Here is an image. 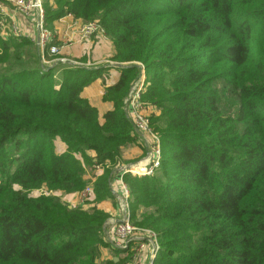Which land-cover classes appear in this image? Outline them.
<instances>
[{
	"label": "trees",
	"instance_id": "16d2710c",
	"mask_svg": "<svg viewBox=\"0 0 264 264\" xmlns=\"http://www.w3.org/2000/svg\"><path fill=\"white\" fill-rule=\"evenodd\" d=\"M43 1L48 29L67 15L97 19L111 59L145 68L140 99L160 110L151 124L163 172L123 178L133 222L159 238L152 264H264V0ZM32 45L0 37V264H95L107 215L28 191L83 190L77 154L115 162L134 139L122 102L140 70L105 88L113 106L99 115L83 96L97 70L65 69L55 85L51 69L34 67L39 56L23 61ZM109 174L96 179V199Z\"/></svg>",
	"mask_w": 264,
	"mask_h": 264
},
{
	"label": "rangeland",
	"instance_id": "374dc122",
	"mask_svg": "<svg viewBox=\"0 0 264 264\" xmlns=\"http://www.w3.org/2000/svg\"><path fill=\"white\" fill-rule=\"evenodd\" d=\"M51 2V1H50ZM43 9L45 8V5L47 4L46 2H44L43 0H41ZM70 16L73 20L72 25H74L76 27V29L78 30V40L79 41H83L80 39V35H81V28L84 24H86L87 22H82L78 19H74L71 15H67ZM65 17V16H64ZM96 21L98 22V20L96 19ZM90 22V21H89ZM99 23V22H98ZM101 26V25H100ZM102 27V26H101ZM103 28V27H102ZM54 33V39H53V43L58 46L56 44L55 38H56V33L52 30L49 29ZM104 30V29H103ZM96 36H101V38H106L107 41L110 42L109 37H107L105 35V31L101 34H93L91 35L87 41H92L93 39H95ZM32 41V40H31ZM72 40H67V44H70ZM33 46L35 44L36 48L38 49L36 43L34 41H32ZM111 44V42H110ZM112 46V44H111ZM59 51H60V46H58ZM39 50V49H38ZM52 56V57H46L45 59H48L46 61V63H44V66L41 68H38L37 66L35 68L40 69L41 71L46 72L47 70L51 69L52 70V80L54 82L55 85H59L62 81L63 78V70L65 69H82V70H86V71H96L100 74L98 77H96V79L94 81H92L90 83L88 87V93L90 94V99L88 100L90 103H92V105H94L97 108L98 114L101 115L102 113H104L105 111H107V109L109 110L110 107L113 106V103L110 101H105L104 99V95H105V88L108 86L107 84L105 85V78H108L109 82L112 80V76L113 74H115L116 77V81L120 75V73L123 70L128 69L129 67L132 66H140L143 68V70H145L144 66L142 63H140L139 61H134V62H119L116 60H112L111 59V55L113 53V47H112V51L111 54L109 56V54L107 55L106 59L103 61H100L97 64H92V62L87 61L86 60H78L75 58H68V57H64V55L61 54V52ZM109 57V58H108ZM30 62V61H29ZM14 70L18 69V68H13ZM56 69H59L60 72L57 73ZM0 70H4V66H0ZM146 74L143 73L141 76V81L139 84L137 85H142V91L145 89V86L147 85L146 83ZM137 79V77L135 79H133V81L130 84V87L127 90V93L125 94L124 98H123V102H122V110L125 114L126 117H128L127 115V98H128V93L131 89V87L135 84L134 81ZM97 81H101V83L97 84ZM115 81V82H116ZM114 82V83H115ZM113 84V83H111ZM100 85V86H99ZM110 85V84H109ZM86 87V88H87ZM141 91V93H142ZM141 93H139V102L140 105L142 107V109L139 111V114H141L142 118L144 120H146L148 128H149V132H144V131H140L137 128H135L132 120L130 121L131 125H132V134H133V141L129 144H127L125 147L126 148L128 145L133 144L134 146H136L139 150V155L137 157H133L130 160H125L122 161L121 160V152L119 154V156L116 157L115 162L114 163H98L95 159V154L94 152H85L83 155L81 154H77L75 155L76 159H78L80 161L81 164H83V168H84V174H83V179L85 181V186H89L90 187V192L89 194H87L85 197H81V199L79 198V206H76L80 209L83 210H100V208L97 207V204L104 200L106 197H113L114 199V209H115V213L114 216H112V218L110 219V217H108V213L104 212L107 216L106 219L103 222L102 225V229H109L112 226L111 220L113 221V219H116L117 217V213H118V208H117V204L115 201V197L113 194V190L111 188L110 183L112 182V185H115V183L117 182V180L119 178H121L123 184L126 186L127 190H128V208H129V213H130V221L131 223L134 225V227L146 230L148 232H150L149 234L151 236H155L156 238V245H157V249L159 252L160 249V243H159V238L156 234V232L146 226H139L137 224H135L133 222V219L131 218V209H130V190H131V184L127 181L124 180L123 176L125 174H129L130 177H136L139 178L141 176H147L150 177L149 179L151 180V178H159L162 175L163 170H161L160 168V164L159 166L149 175H137V174H132L130 172H121L118 173L120 168L122 167H127V166H133L134 168L139 167V166H146L148 164V160L150 157V154L153 151H158L160 153V163L161 160L163 158V154H162V144H161V138L160 135L158 134V132L154 131L153 129V125L151 124V121L153 120V118L155 116H158L160 114V110L157 108L156 105L153 104H146L144 102H142V100L140 99ZM111 109V108H110ZM157 138L158 143H154L155 139ZM122 148V149H123ZM66 150V148H65ZM122 151V150H121ZM65 152V151H64ZM63 153V152H62ZM166 156V154H165ZM84 157L90 159L91 163L90 164H86ZM165 158V157H164ZM148 159V160H147ZM94 162L100 164L102 166L101 172H99V174H97L94 177V180L92 183H88V179H89V174L91 172L92 166L94 164ZM107 170L108 172H110L109 174V183H108V195L105 196L104 198H100V199H96L95 198V192H94V186H95V181L98 177H100L103 173L104 170ZM153 176V177H152ZM153 178V179H154ZM164 183H169V182H175L173 181L172 177H167L163 179ZM84 186V188H85ZM131 186V187H130ZM14 188L16 189L17 186H14ZM83 188V189H84ZM83 190L79 191V192H71V193H62V191H49L44 185L32 189L31 191H28L29 196L31 197H36L38 195H53L54 193L52 192H56L55 194H57V196L60 198V201L70 207H75V205H72L71 200H74L75 196L80 197V194ZM93 196V198H92ZM154 234V235H153ZM102 240H103V245L99 246V248L97 249V252L95 253V264H132L135 260H130L132 257V253L128 254H124L122 255L119 251H115L112 250L110 248V245L108 243L105 242V238H104V230L102 232ZM157 252V253H158ZM115 258V259H114ZM117 258V259H116ZM153 262H151L152 264Z\"/></svg>",
	"mask_w": 264,
	"mask_h": 264
},
{
	"label": "built area",
	"instance_id": "2783aa9c",
	"mask_svg": "<svg viewBox=\"0 0 264 264\" xmlns=\"http://www.w3.org/2000/svg\"><path fill=\"white\" fill-rule=\"evenodd\" d=\"M16 15H21L26 18L30 17L32 24L37 28L36 38L32 34L26 35L21 33L19 24L15 20ZM80 39L87 41L93 34H101L104 32L100 24L94 20L87 22L81 28ZM14 37H27L34 41L39 49L40 64L43 67L44 63L48 62L46 57H52L59 51L58 46L53 43L54 33L49 30L44 23V10L41 0H0V37L7 38ZM140 73L134 81V85L129 91L127 98V115L128 119L134 124L135 128L140 131L149 132L146 120L139 114L142 109L139 102V93L142 91L140 83L141 76L144 73L142 67L138 66ZM158 143L157 138L154 143ZM148 160V159H147ZM160 164V153L153 151L150 154L148 164L139 167H122L118 173L130 172L137 175H149ZM102 166L94 162L91 172L89 174L88 183H92L94 177L101 172ZM114 191V197L118 208L116 219L111 220L112 226L104 230L105 242L110 245V248L119 251L122 255L132 253L130 260H135L132 264H151L156 258L158 249L156 245L155 236H151L146 230L136 228L130 221V213L128 208V190L123 184L121 178L117 180L115 185L110 183ZM90 187L85 186L80 194L85 197L90 192ZM154 235V234H153ZM131 264V263H130Z\"/></svg>",
	"mask_w": 264,
	"mask_h": 264
},
{
	"label": "crops",
	"instance_id": "0c3cea01",
	"mask_svg": "<svg viewBox=\"0 0 264 264\" xmlns=\"http://www.w3.org/2000/svg\"><path fill=\"white\" fill-rule=\"evenodd\" d=\"M15 20L19 24L21 33L26 35L32 34V36L36 38L37 28L35 25L32 24L30 17L26 18L21 15H16ZM72 22L73 20L70 16H65L53 23L52 30L56 33V38H55L56 44L60 46L59 53L61 52V54L64 55V57L75 58L82 61L86 60V62L90 61L92 62V64H97L100 61L105 60L108 54L110 56L112 51V46L110 42L106 40V38L103 37L101 38V36H96L95 39H93L92 41H88V42L79 41L78 30L74 25H72ZM67 40H72V41L70 44H67ZM35 54L38 56L39 50L36 48L34 44V46L32 45L26 49L23 55V61L25 62L26 59H29V61L32 62L33 58H35ZM11 57L12 56H10L8 63L12 62L13 64H16ZM24 62H20L21 66L23 67L24 65H22V63ZM7 65H8L7 63L6 65H4L5 70L7 69ZM33 65L34 67H36L37 63L35 62L33 63ZM14 68H18V67L15 65ZM56 72L59 73L60 70L56 69ZM111 78L112 80L110 81V83H108L109 79L105 78L106 81L105 85L106 84L109 85L116 81L115 74H113ZM97 82H98L97 84L101 83V81H97ZM87 89L88 87L83 90V96L89 100L91 97ZM54 147L56 153H62L65 151L64 143H62L61 140L58 138L54 140ZM138 153H139L138 148L133 144H130L126 148L122 149L120 154L121 160L122 161L130 160L133 157H137L139 155ZM79 198L80 197L77 194L74 200H71L72 205L79 206L78 204ZM97 207L100 208V210H103L104 212L108 213V217H110V219L112 218V216H114L115 209H114L113 197H106L104 200L100 201L97 204Z\"/></svg>",
	"mask_w": 264,
	"mask_h": 264
},
{
	"label": "bare ground",
	"instance_id": "6f19581e",
	"mask_svg": "<svg viewBox=\"0 0 264 264\" xmlns=\"http://www.w3.org/2000/svg\"><path fill=\"white\" fill-rule=\"evenodd\" d=\"M133 167V166H132Z\"/></svg>",
	"mask_w": 264,
	"mask_h": 264
}]
</instances>
